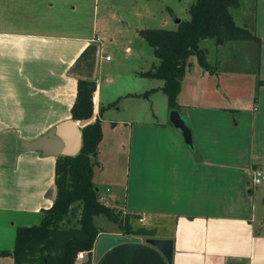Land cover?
<instances>
[{
  "label": "crops",
  "instance_id": "0c3cea01",
  "mask_svg": "<svg viewBox=\"0 0 264 264\" xmlns=\"http://www.w3.org/2000/svg\"><path fill=\"white\" fill-rule=\"evenodd\" d=\"M52 1L0 0V234L12 221V226L38 224L57 196V157L22 143L67 121L77 123L71 108L79 79L97 84L92 122L116 102V96L102 92L103 40L90 26L87 35L54 32L74 25L54 22ZM76 2L72 13L89 12L93 5L92 0ZM243 2L251 4L248 27L262 41L249 45L251 61L260 58L264 81V0ZM125 50L132 53L131 46ZM191 63L178 103L197 153L165 114L147 120L107 118L115 106L101 117L103 140L94 169L100 201L116 214L135 216L130 219L134 229L172 239L173 261L143 242L116 246L92 264H264V175L260 184L253 182L254 171H264V86L256 91L250 68L211 73ZM157 82L154 94L164 85ZM100 218H95L99 237L124 235L121 229L101 228ZM5 243L0 235V250Z\"/></svg>",
  "mask_w": 264,
  "mask_h": 264
},
{
  "label": "trees",
  "instance_id": "16d2710c",
  "mask_svg": "<svg viewBox=\"0 0 264 264\" xmlns=\"http://www.w3.org/2000/svg\"><path fill=\"white\" fill-rule=\"evenodd\" d=\"M243 1L195 0L189 8L190 20L181 21L176 29H144L139 32L158 60L152 70L141 75L164 81L161 91L168 98L170 111L180 109L178 98L187 70L192 66V58L196 57L199 66L206 71L213 73L217 69L208 61L207 50L201 47L202 42L212 39L217 46L229 42L262 44L253 27L238 26L231 13V9L240 8ZM259 60L257 55L250 68L257 77L256 91L264 86V81L259 79ZM96 89L95 81L78 80L77 97L71 108L72 120L79 122L93 117ZM116 103L102 108L100 117L81 130L82 146L76 156L57 157V196L53 206L42 211L39 224L19 227L13 250H0V258L11 257L14 264H80L77 261L78 254L87 252L88 259L81 264H92L100 234L95 218L101 216L126 225L123 227L124 235L147 238L156 236L155 230L134 229L130 219L135 216L129 215L125 220L119 218L100 201L99 190L94 183V169L98 165L97 156L103 140L101 117ZM194 146V149L187 148L196 154L195 142Z\"/></svg>",
  "mask_w": 264,
  "mask_h": 264
},
{
  "label": "rangeland",
  "instance_id": "374dc122",
  "mask_svg": "<svg viewBox=\"0 0 264 264\" xmlns=\"http://www.w3.org/2000/svg\"><path fill=\"white\" fill-rule=\"evenodd\" d=\"M93 5L86 13H72L76 10V0H53L54 22L59 24H73L68 30L54 29L56 33L87 35L92 28L103 40V51L101 59L102 92L109 96H116V108L107 112V118L119 119H150L156 116H168L170 111L166 107L167 96L160 92L154 94V86H157L159 79L142 76L141 73L152 70L153 64L157 65L153 49L142 38L139 33L144 29H168L174 30L177 27V20H190L189 8L195 0H92ZM251 4L242 3L238 9H231L235 22L243 28H250L252 9L248 10ZM84 8V7H83ZM261 9V32L264 29V4ZM249 22V23H248ZM248 23V24H247ZM89 26L91 29H88ZM139 28V31L136 30ZM251 42H233L219 47L215 41L207 39L201 43V47L208 53V61L217 68L219 72H227L230 69L245 70L253 67L254 60L250 56ZM125 45L131 46L132 53L128 54ZM110 57L111 62L106 58ZM191 60L197 62L194 57ZM109 77L112 81L109 82ZM257 83V78H255ZM150 92V93H149ZM147 93V94H146ZM123 96H122V95ZM146 94L144 96H140ZM120 95L122 97H120ZM168 105V104H167ZM115 107V106H114ZM118 159V158H117ZM124 160V159H123ZM122 160V161H123ZM119 159V162H122ZM263 181V178H262ZM125 220L129 215H119ZM6 226L0 234L6 247L4 250H13L18 223L16 226ZM39 224V223H38ZM37 225V224H35ZM98 225L106 230L123 231L126 225L110 221L104 216L98 220ZM19 226V227H18ZM33 226V225H32ZM95 253V250H94ZM86 261L88 256L86 254ZM0 264H11L13 259L5 257ZM95 259L93 254V260Z\"/></svg>",
  "mask_w": 264,
  "mask_h": 264
},
{
  "label": "water",
  "instance_id": "95a60500",
  "mask_svg": "<svg viewBox=\"0 0 264 264\" xmlns=\"http://www.w3.org/2000/svg\"><path fill=\"white\" fill-rule=\"evenodd\" d=\"M180 22V20H177V24ZM169 120L173 127L179 131L186 146L190 149H194L193 133L186 118L182 116L179 111L173 110L170 111ZM90 123H92V118L77 123L67 121L53 128L39 139L31 143H22V145L27 150H38L45 154H52L55 157L61 155L76 156L80 152L82 146L81 130ZM143 242L158 249L168 263H172L174 254V241L172 239H143V237L140 236L114 234H106L99 237L95 245V261L98 262L109 250L116 246L127 243L140 244Z\"/></svg>",
  "mask_w": 264,
  "mask_h": 264
},
{
  "label": "built area",
  "instance_id": "2783aa9c",
  "mask_svg": "<svg viewBox=\"0 0 264 264\" xmlns=\"http://www.w3.org/2000/svg\"><path fill=\"white\" fill-rule=\"evenodd\" d=\"M107 60H110L109 57H107ZM264 175V171L260 170V171H254L253 173V182L255 185H258L261 183V179ZM86 254L87 252H81L78 254V257H77V261H80V260H83V259H86Z\"/></svg>",
  "mask_w": 264,
  "mask_h": 264
}]
</instances>
